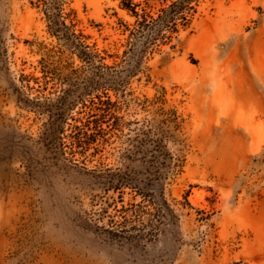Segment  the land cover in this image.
Here are the masks:
<instances>
[{"label": "rangeland", "instance_id": "rangeland-1", "mask_svg": "<svg viewBox=\"0 0 264 264\" xmlns=\"http://www.w3.org/2000/svg\"><path fill=\"white\" fill-rule=\"evenodd\" d=\"M111 174L163 198L155 239L94 231L152 210ZM0 264H264V0H0Z\"/></svg>", "mask_w": 264, "mask_h": 264}, {"label": "trees", "instance_id": "trees-1", "mask_svg": "<svg viewBox=\"0 0 264 264\" xmlns=\"http://www.w3.org/2000/svg\"><path fill=\"white\" fill-rule=\"evenodd\" d=\"M176 4V2L173 3V6H176ZM137 5L138 4L129 2L125 7L133 12L135 16H137V18H140L137 23V29L135 30H137L140 35H146L148 30L160 26V19L152 18L150 15L145 13L143 9H141L142 12L139 13L138 10H136ZM176 8V12H179V10L181 9V7ZM169 23L170 21L162 26H167L170 28ZM158 35H151L150 38H148L149 41L151 43H155L157 41ZM136 67L137 65L132 66V69L129 70L128 73H133V71H135L133 69H135ZM99 123L100 120L93 114L91 115L90 119L86 120L84 124H82V126H73L70 135H73V138L77 143L84 142V144H89L92 141H95L96 135L101 130ZM152 173L153 174H151L149 180H155L154 183H159L163 180L164 176H162V174L159 173L158 170H154V172ZM147 183H143L142 179H139V181L137 182H132V180H130L124 174H111L107 177L105 182L106 191L113 190L122 194L124 188H130L137 195L147 197V201L149 202L152 210L149 212H145L144 210H142L140 204L134 203H130L127 205L120 204L118 206L113 198L112 202H107L105 200L89 218L91 221L90 224L94 226V231L100 237H102L104 240L122 243L129 242L131 244L151 241L155 239V237L159 233L158 225L159 223H162L160 215V204L163 205L165 201H163L162 198L161 203H158L155 198H153L149 193L144 192L143 189L148 185ZM161 192L162 191L160 189L159 196L162 195Z\"/></svg>", "mask_w": 264, "mask_h": 264}]
</instances>
